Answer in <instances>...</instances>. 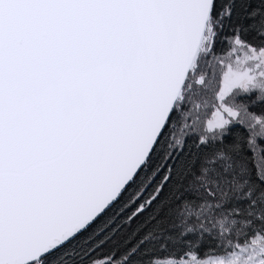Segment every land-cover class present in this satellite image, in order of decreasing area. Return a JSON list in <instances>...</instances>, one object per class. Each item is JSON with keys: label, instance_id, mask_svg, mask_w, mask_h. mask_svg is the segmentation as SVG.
<instances>
[{"label": "snow or ice", "instance_id": "1", "mask_svg": "<svg viewBox=\"0 0 264 264\" xmlns=\"http://www.w3.org/2000/svg\"><path fill=\"white\" fill-rule=\"evenodd\" d=\"M253 106L264 0H0V264H264Z\"/></svg>", "mask_w": 264, "mask_h": 264}, {"label": "trees", "instance_id": "2", "mask_svg": "<svg viewBox=\"0 0 264 264\" xmlns=\"http://www.w3.org/2000/svg\"><path fill=\"white\" fill-rule=\"evenodd\" d=\"M202 70L205 71L209 76H211L212 71H213L211 68H207V67H203ZM250 110L252 112L259 114L261 112H264V106H253V107H251ZM208 113L210 114V110H208ZM183 123H184L183 121H178L177 124L175 125V127H174L175 136L173 137V139L179 138L182 140H187L188 142L195 140L197 135H198V133L196 131H188V129H186L184 131L183 135H181V136L176 135V133L181 129ZM250 166H252V165H250ZM253 171L255 172V167H253ZM165 195H167V191H166ZM162 199H163V197H162ZM168 251H169L168 249H165L164 252L159 253L157 255H154L153 256L154 264H163V263L157 262L160 259H166V258L178 259L179 258L178 250H177L178 254L172 255V256L167 254Z\"/></svg>", "mask_w": 264, "mask_h": 264}, {"label": "rangeland", "instance_id": "3", "mask_svg": "<svg viewBox=\"0 0 264 264\" xmlns=\"http://www.w3.org/2000/svg\"><path fill=\"white\" fill-rule=\"evenodd\" d=\"M202 111H207L208 112V110H202ZM209 114V113H208ZM210 115V114H209ZM186 130V129H185ZM184 130V131H185ZM188 131H192V130H188ZM184 134V132H181V129L176 133V135L177 136H181V135H183ZM168 259H172V258H166V259H160V260H158L157 262L158 263H163L165 260H168Z\"/></svg>", "mask_w": 264, "mask_h": 264}]
</instances>
